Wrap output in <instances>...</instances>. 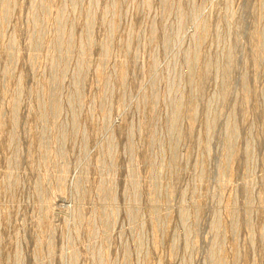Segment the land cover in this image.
<instances>
[{"label": "rangeland", "instance_id": "obj_1", "mask_svg": "<svg viewBox=\"0 0 264 264\" xmlns=\"http://www.w3.org/2000/svg\"><path fill=\"white\" fill-rule=\"evenodd\" d=\"M0 264H264V0H0Z\"/></svg>", "mask_w": 264, "mask_h": 264}, {"label": "bare ground", "instance_id": "obj_2", "mask_svg": "<svg viewBox=\"0 0 264 264\" xmlns=\"http://www.w3.org/2000/svg\"><path fill=\"white\" fill-rule=\"evenodd\" d=\"M6 8V7H5ZM175 105V108H174V113H173V115L175 116V114L177 113V110H178V105L177 104H174ZM180 107V106H179ZM173 117V116H172ZM170 122H171V127H173V126H175L174 125V122H175V117H173V119H172V121L170 120ZM231 128V127H230ZM231 130V129H230ZM231 132H232V130H231ZM133 190V189H132ZM135 190V189H134Z\"/></svg>", "mask_w": 264, "mask_h": 264}]
</instances>
